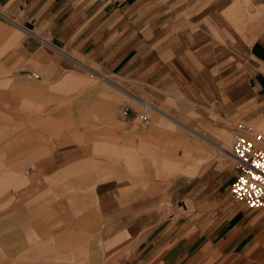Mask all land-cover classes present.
<instances>
[{
	"label": "crops",
	"instance_id": "crops-1",
	"mask_svg": "<svg viewBox=\"0 0 264 264\" xmlns=\"http://www.w3.org/2000/svg\"><path fill=\"white\" fill-rule=\"evenodd\" d=\"M51 57L137 104L189 106L200 115L193 130L224 148L207 143L219 153L199 175L167 187L98 183L103 264H264V208L232 196L237 172L222 138L245 136L237 124L264 129V0H0V83L8 68L45 67ZM134 117L132 107L118 118L125 126L101 129L133 146ZM71 137L37 159L48 173L64 176L86 160L84 138ZM32 155H43L41 147Z\"/></svg>",
	"mask_w": 264,
	"mask_h": 264
},
{
	"label": "rangeland",
	"instance_id": "rangeland-1",
	"mask_svg": "<svg viewBox=\"0 0 264 264\" xmlns=\"http://www.w3.org/2000/svg\"><path fill=\"white\" fill-rule=\"evenodd\" d=\"M44 64L2 72L0 264H103L107 252L95 214L98 183L117 178L133 179L138 188L150 183L167 187L177 176L199 175L219 152L96 75L79 67L66 71L56 57ZM126 105L135 109L133 146L127 145L126 135L101 129L107 123L125 126L118 118ZM159 109L170 110L192 129L200 116L174 100ZM211 119L220 122L218 115ZM82 124L85 131L79 130ZM257 130L264 132L261 126ZM68 134L71 142L78 134L84 138L86 160L64 176L50 174L37 159L47 158L50 145L70 142ZM222 138L231 151L233 139L225 132ZM32 147L36 152L41 147L43 155L31 156ZM175 152L179 169L170 158Z\"/></svg>",
	"mask_w": 264,
	"mask_h": 264
},
{
	"label": "built area",
	"instance_id": "built-area-1",
	"mask_svg": "<svg viewBox=\"0 0 264 264\" xmlns=\"http://www.w3.org/2000/svg\"><path fill=\"white\" fill-rule=\"evenodd\" d=\"M132 107L126 105L122 117L127 118ZM228 120V116L222 115ZM147 121L146 116H142ZM245 136H237L230 154L234 160L237 178L231 187L232 196L246 204L251 210L264 208V132L248 124H237Z\"/></svg>",
	"mask_w": 264,
	"mask_h": 264
},
{
	"label": "bare ground",
	"instance_id": "bare-ground-1",
	"mask_svg": "<svg viewBox=\"0 0 264 264\" xmlns=\"http://www.w3.org/2000/svg\"><path fill=\"white\" fill-rule=\"evenodd\" d=\"M134 96V94L132 95V97ZM134 100H136V98L134 99ZM142 100V99H141ZM146 105V107L147 108H149V109H154L152 106H150L149 104H145ZM159 114H161L162 116H164L165 118H167V119H169V120H172V121H174V122H176L178 125H180L181 127H183V128H185V129H187L188 131H190L193 135H195L197 138H199L200 140H203L204 142H206V143H208L209 145H211V146H214L215 148H217L220 152H222V153H224L223 152V150H224V148L222 147V146H220V145H218V144H216V143H214L212 140H210L209 138H206L205 136H203L202 134H199L198 132H196L195 130H193L191 127H188L187 125H185L183 122H181V121H179V120H177V119H175L174 117H172L168 112H165V111H163V110H161V109H155ZM182 150H184V149H182ZM185 151V150H184ZM183 151V152H184ZM189 153H191V152H189ZM192 154V153H191ZM225 154V153H224ZM185 155V157H188V156H186V154H184ZM228 155V154H227ZM170 158H171V160L173 161V162H175L178 166H177V169H179V162H180V157H179V155L178 154H176V152H175V154H172L171 156H170ZM189 158H191V156L189 157ZM186 160V159H185ZM183 161V160H182Z\"/></svg>",
	"mask_w": 264,
	"mask_h": 264
}]
</instances>
